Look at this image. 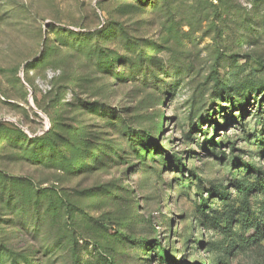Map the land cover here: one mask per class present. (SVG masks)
<instances>
[{
  "label": "rangeland",
  "instance_id": "1",
  "mask_svg": "<svg viewBox=\"0 0 264 264\" xmlns=\"http://www.w3.org/2000/svg\"><path fill=\"white\" fill-rule=\"evenodd\" d=\"M246 210L264 0H0V264H264Z\"/></svg>",
  "mask_w": 264,
  "mask_h": 264
},
{
  "label": "trees",
  "instance_id": "2",
  "mask_svg": "<svg viewBox=\"0 0 264 264\" xmlns=\"http://www.w3.org/2000/svg\"><path fill=\"white\" fill-rule=\"evenodd\" d=\"M33 144L36 147L40 142L37 143V141H34ZM240 190L245 191L246 188H240ZM241 219L243 229L247 232L253 231V236L251 238L249 237L248 240L246 239L248 244L254 243L257 239H264V222L257 215L246 210L241 214Z\"/></svg>",
  "mask_w": 264,
  "mask_h": 264
}]
</instances>
